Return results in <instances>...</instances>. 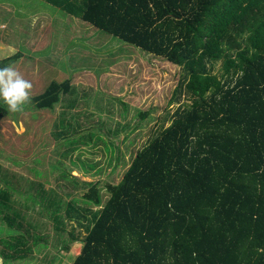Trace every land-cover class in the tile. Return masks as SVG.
Returning <instances> with one entry per match:
<instances>
[{
	"label": "trees",
	"instance_id": "16d2710c",
	"mask_svg": "<svg viewBox=\"0 0 264 264\" xmlns=\"http://www.w3.org/2000/svg\"><path fill=\"white\" fill-rule=\"evenodd\" d=\"M48 1L183 70L169 123L137 150L117 183L105 184L108 196L85 224L70 264H264V0ZM18 56L0 59V68ZM72 83V72L51 78L32 96L35 107L53 108L62 94L71 95L55 124L62 136L82 112ZM180 95L186 99L179 102ZM138 113L143 118L147 111ZM7 114L0 102V120ZM63 168L58 187L77 185L79 178ZM84 183L85 201L99 205L97 183ZM32 202L49 216L61 209L49 207L55 202L46 195L42 204L33 196ZM80 209L68 202L64 220L85 219ZM17 217L6 214L4 222L21 228ZM27 224L1 240L8 246L0 250L3 264L23 261L34 248L30 239L43 242Z\"/></svg>",
	"mask_w": 264,
	"mask_h": 264
},
{
	"label": "rangeland",
	"instance_id": "374dc122",
	"mask_svg": "<svg viewBox=\"0 0 264 264\" xmlns=\"http://www.w3.org/2000/svg\"><path fill=\"white\" fill-rule=\"evenodd\" d=\"M16 52L19 56L7 67L31 82V98L51 78L61 79L72 72L82 112L73 119L79 134L72 120L73 126L62 136L55 124L65 113L63 104L70 94H62L53 108H37L31 99L16 113L0 98L8 110L0 120V194L9 186L6 205L0 203V250H8L2 239L24 231L31 222L43 242L36 245L30 239L34 248L28 256L11 264H70L83 244L85 224L108 196L105 184L117 183L137 150L169 123L177 104L171 99L172 89L183 70L94 28L48 0H0V59ZM220 63L215 59L217 74ZM185 99L180 95L178 101ZM138 110L147 113L141 118ZM69 146L75 150L62 153ZM63 167L79 178L77 185L69 181L67 188L58 187ZM34 169L42 175H35ZM84 182L97 183L99 205L85 201L88 184ZM45 195L55 202L49 207L61 208L56 216L32 202L33 196L42 204ZM68 202L81 208L85 217L81 223L75 217L64 220ZM6 214L18 215L16 221L23 227H9L4 222ZM60 236L67 249L59 248Z\"/></svg>",
	"mask_w": 264,
	"mask_h": 264
},
{
	"label": "clouds",
	"instance_id": "9594fccd",
	"mask_svg": "<svg viewBox=\"0 0 264 264\" xmlns=\"http://www.w3.org/2000/svg\"><path fill=\"white\" fill-rule=\"evenodd\" d=\"M31 88V82L23 79L15 69L0 68V98L6 103L10 112H20L23 110V105L31 102Z\"/></svg>",
	"mask_w": 264,
	"mask_h": 264
},
{
	"label": "crops",
	"instance_id": "0c3cea01",
	"mask_svg": "<svg viewBox=\"0 0 264 264\" xmlns=\"http://www.w3.org/2000/svg\"><path fill=\"white\" fill-rule=\"evenodd\" d=\"M0 264H1V262H0Z\"/></svg>",
	"mask_w": 264,
	"mask_h": 264
}]
</instances>
